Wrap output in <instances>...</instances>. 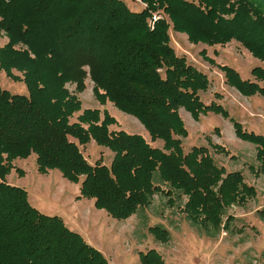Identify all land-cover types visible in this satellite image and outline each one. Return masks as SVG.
<instances>
[{"label": "trees", "instance_id": "obj_1", "mask_svg": "<svg viewBox=\"0 0 264 264\" xmlns=\"http://www.w3.org/2000/svg\"><path fill=\"white\" fill-rule=\"evenodd\" d=\"M143 1L146 6L133 11L123 0H0V31L9 37L0 48V68L14 79L11 68L24 69L28 88L21 94L0 86V264H110L59 215L41 212L23 187L4 179L12 159L31 153L39 172L59 169L66 179L79 182L78 197L92 198L95 207L117 220L164 191L169 201L173 195L187 196V219L213 235L228 227L218 219L222 192L233 190L239 202L255 194L235 171L225 173L219 197L212 186L224 169L204 146L183 151L180 137L186 129L180 108L193 118L207 111L227 116V110L202 102L199 91L207 89L209 80L176 54L169 28L185 32L193 43L235 39L264 63V0ZM17 43L25 49H16ZM33 63L49 67L33 71ZM222 68L227 83L242 95L264 96L263 64L252 67L253 79L240 78L230 66ZM86 76L101 102L135 117L151 140L163 141V148L139 134L110 130L114 119L106 111L102 116L98 109L80 111V101L59 83L74 80L80 89ZM52 79L56 84L51 85ZM231 120L236 135L258 147L256 159L263 165L264 134ZM91 139L114 153L110 166L85 158L80 146ZM258 213L264 218V207ZM149 229L157 239L168 237L160 226ZM141 264L166 263L150 248L141 252Z\"/></svg>", "mask_w": 264, "mask_h": 264}, {"label": "rangeland", "instance_id": "obj_2", "mask_svg": "<svg viewBox=\"0 0 264 264\" xmlns=\"http://www.w3.org/2000/svg\"><path fill=\"white\" fill-rule=\"evenodd\" d=\"M123 1L133 11L146 6L143 0ZM156 18L154 13L152 20ZM169 34L170 45L176 54L184 56L209 80L207 89L199 91L202 102H214L227 110V116L207 111L193 118L180 108L178 113L186 129V135L180 137L183 151L188 152L192 146H204L214 162L224 169L212 186L219 197L217 187L228 172H239L244 182L255 190V194L243 202H239L233 190L222 192L224 203L218 219L221 223L228 222L227 228H221L213 235L207 234L203 227L195 226L187 219L183 205L188 197L178 199L173 195L169 201L170 197L164 191L155 193L148 204L140 206L127 219H114L104 209L95 207L92 198L78 197L79 182L66 179L59 169L39 172L34 153L12 159L9 164L12 168L4 179L11 185L24 187L30 203L41 212L61 215L64 224L81 233L104 254L110 264H141V252L145 253L150 248L156 249L166 264H264V218L258 213L264 207V163L261 165V160L256 159L258 147L236 135L231 120L240 122L246 131L264 134V96L259 93L242 95L235 86L227 83L222 68L230 66L240 78L253 79L252 67L264 63L235 39L223 44L193 43L185 32L172 27ZM8 39L1 30L0 48L6 45ZM14 47L25 49L20 43ZM48 67L47 64L33 63L30 70L46 71ZM19 69L11 68L10 71L17 77L14 79L0 68V86L11 93L27 94L28 88L23 82L25 70ZM76 83L66 80L59 86L63 84L80 101V111L98 109L101 116L106 111L114 119L109 125L110 130L121 129L139 134L151 146L163 148V141L151 140L135 117L120 111L109 101L101 102L94 94V83L89 76L83 79L82 88L79 89ZM52 84H56L55 79H52ZM74 120L72 117L71 121ZM80 149L91 164L99 160L110 166L114 153L109 148L91 139ZM260 158L264 161V152ZM161 189L166 190V187ZM211 206V212L217 215L216 204ZM210 216L214 218L215 215ZM154 226L167 230L168 237L157 234V239L149 229Z\"/></svg>", "mask_w": 264, "mask_h": 264}, {"label": "crops", "instance_id": "obj_3", "mask_svg": "<svg viewBox=\"0 0 264 264\" xmlns=\"http://www.w3.org/2000/svg\"><path fill=\"white\" fill-rule=\"evenodd\" d=\"M22 187V186H21ZM24 188V187H23ZM25 189V188H24ZM26 190V189H25ZM27 191V190H26ZM35 207V206H34ZM61 217V215H59ZM62 218V217H61ZM81 234V233H80ZM91 244V243H90ZM95 247V246H94Z\"/></svg>", "mask_w": 264, "mask_h": 264}]
</instances>
